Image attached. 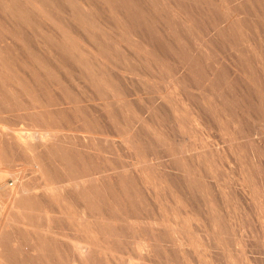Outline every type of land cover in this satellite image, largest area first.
I'll list each match as a JSON object with an SVG mask.
<instances>
[{
  "label": "rangeland",
  "instance_id": "374dc122",
  "mask_svg": "<svg viewBox=\"0 0 264 264\" xmlns=\"http://www.w3.org/2000/svg\"><path fill=\"white\" fill-rule=\"evenodd\" d=\"M50 158L95 193L2 197L3 264H264V0H0V185Z\"/></svg>",
  "mask_w": 264,
  "mask_h": 264
},
{
  "label": "bare ground",
  "instance_id": "6f19581e",
  "mask_svg": "<svg viewBox=\"0 0 264 264\" xmlns=\"http://www.w3.org/2000/svg\"><path fill=\"white\" fill-rule=\"evenodd\" d=\"M11 132H12V130H11ZM12 133L14 134V138H15L13 143L15 145H17L19 148H21L25 151H28V152H33L35 148H40V151L46 150L49 142L51 141V139L53 137V133L50 129H41V130L38 129V130H34V131H29V132L13 131ZM34 140L38 141L37 145L36 144L32 145V142ZM55 164H56V161L53 160L52 158L45 159L44 163L41 161H34L33 162V167L35 168V170L39 174V181L40 182H39V185L37 187H32V189H26L25 187H19L18 189H15V187H14V189H12L8 192L5 188V186H1L2 185L1 184L0 185V204H1L2 197H8L10 199V201H9L10 207L16 209L15 208L16 207V205H15L16 201L15 200H17L18 197H20L23 194H26L28 192H31L32 194H34L35 198L36 197L40 198L39 200L44 205H47V203L44 202L45 199H43V196L46 198H49V197H53L54 195L61 194V195H66V196L72 197L73 194H77V193H80L83 196L85 194L90 195L92 193H95L94 190L87 189L84 185L85 181L80 182L81 179H74V178L71 179L68 177L64 178L61 175H57L55 173V171L53 170V167H55ZM44 169L47 170L49 175L52 176L53 181L47 180L45 178ZM6 186H7V184H6ZM84 200H88V201H82L80 203H75L77 206H81V208L84 211H90V209H93V208H91V206H92L90 204L91 202H93L94 205L101 207V208H104L106 206L103 202L99 201L98 199L91 198V199H84ZM31 206H32L31 203H26V205L23 206L22 209H19V210L27 211V212L31 213L32 212ZM85 216L88 219H91V221H93L97 226H102V222H103L102 215L96 214L94 216V215L88 213ZM8 222H10V219L6 217L4 220V223H8ZM23 225L25 226V222H23ZM113 229H114V225L112 226L111 230H113ZM115 235H116V233L113 235L111 234L110 236L112 237ZM55 238L61 239V238H58L57 235H55ZM67 242L69 243L70 248L77 254V256L83 260L90 258V257H93L94 255H105L104 257L113 255L111 250L96 248L94 246V244H92L88 241H83V240H79V239L70 237V238H67ZM144 250H145V252H147V250H148V247L146 244L144 245ZM1 252H2V250L0 249V253ZM0 264H3V263L0 261ZM77 264H80V263H77Z\"/></svg>",
  "mask_w": 264,
  "mask_h": 264
}]
</instances>
